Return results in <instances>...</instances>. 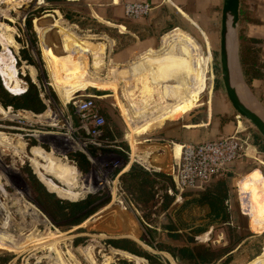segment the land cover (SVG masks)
<instances>
[{"label":"rangeland","instance_id":"374dc122","mask_svg":"<svg viewBox=\"0 0 264 264\" xmlns=\"http://www.w3.org/2000/svg\"><path fill=\"white\" fill-rule=\"evenodd\" d=\"M45 4L43 0H0V53L4 51L9 54L6 65H14L16 74L28 72L38 85L39 95L45 103V108L39 113L0 105V255L11 256L4 264H52V258L55 264L56 262L114 264L119 257H125L137 264H149L145 259L137 262L119 251H114L110 245L103 242L108 236L132 235L120 233L122 232L120 214L123 210L129 214V216L124 214V219L130 217L138 231L135 238L139 240V244L154 253L159 264H177L173 254L155 246L157 242H161L178 247L185 242L184 230L177 239H173L161 228V224L169 219L168 208L164 210L159 208L162 195L164 192L170 194L172 190L160 186L155 199L145 207L139 208L118 184V172L126 170L132 162L140 164L133 160L140 158L136 143L134 152L130 147L134 138L138 140V144L140 141L145 142L146 133L137 134L146 127L132 134L115 96V89H99L88 76H104V80L108 78L112 80L120 94L119 99L123 107H128L130 101L139 102L142 86L140 79L130 83L120 75L109 77L108 70L111 66L116 68L128 66L138 59L139 50L122 61L115 59L114 50H111L108 44H104L101 61L98 64H93L94 58L86 50L79 49V53L75 55L65 52L66 37L60 33L62 26L83 40L87 38L85 40L102 42L107 36L93 32L102 27L93 19H89V15L86 14L88 19L79 17L81 14L79 11L86 10L83 0H64L59 5L62 10L57 7L49 8L32 19L42 69L38 70L23 60L16 65L14 56L18 53L20 44L14 39L15 27L8 25L5 20L22 19L26 13ZM242 23L237 22L236 30ZM235 42L240 76L239 41L236 32ZM160 45L161 42H157L153 48L158 49ZM199 45L202 46L206 88L209 84L210 89L222 86L218 39L212 45H207V48H203L205 47L203 44ZM46 49L61 58L49 61L50 55L46 53ZM63 81L77 90L69 99ZM60 87L64 98L60 96ZM95 89L101 93H95ZM85 97L91 98L99 114L106 115L100 135H92L91 127L86 132L85 125L89 127L90 124L82 121L75 111L74 103ZM196 98L198 99V95L194 99ZM200 98H204V91ZM31 139H34L35 143L28 145L27 141ZM76 149L84 151L89 159L90 167L86 172L79 171L72 161L67 160L66 153ZM23 165H28L36 177L39 175L43 182L37 178L43 184L55 187L64 195L57 194L58 196L77 199L88 192L98 190L101 198L107 201L76 225L70 227H66L64 223L56 225L35 201L26 173L22 170ZM33 166L37 168L38 175L34 172ZM174 198L173 195V201ZM114 219L117 220L118 229L106 230L104 227L112 226ZM244 222L232 221L231 225L213 224L208 227L207 234L193 239L197 245L210 249L221 247L229 249L237 244L239 233L244 237ZM77 236L84 238L75 243L73 238ZM263 244L264 231L248 239L244 237V242L230 252L231 259L225 264H245L258 254ZM245 246L249 249V255L242 252ZM226 254L217 260H211L208 264H219ZM260 255L258 261L249 264H264V250ZM176 256L181 264H192L191 260Z\"/></svg>","mask_w":264,"mask_h":264},{"label":"crops","instance_id":"0c3cea01","mask_svg":"<svg viewBox=\"0 0 264 264\" xmlns=\"http://www.w3.org/2000/svg\"><path fill=\"white\" fill-rule=\"evenodd\" d=\"M83 1L86 10L79 11V17H89L95 23L107 26L108 33H105L103 27L93 31L102 33L101 35L107 38L95 44L85 40L87 38L79 39L62 26L60 33L66 37L65 52L78 54L79 49H75L78 44L75 43L84 41L83 43L90 44H85L87 49L94 48L92 50L95 52L92 53L95 56L90 53V49L85 50L93 55V58L100 59L97 54L103 53L101 45L108 44L111 50H114L113 57L123 61L139 50L138 59L128 66L109 67V77L120 75L130 83L140 79L142 86L139 102L130 101L128 107H123L118 90L116 91L114 86L105 87L115 89V96L132 134L146 127L137 134L146 133L145 142L140 141L138 144L136 138L132 141L131 151L134 152L136 143L140 155V158L133 160L147 169L158 168L159 171L169 174L178 160L183 143L232 133L237 134L243 141L244 155L227 163L220 173L227 185V197L224 201L229 213L226 220L228 222L213 220L214 222L205 224V229L193 237L197 239V236L207 234L213 224L231 225L232 221H245L246 239L264 231V139L246 119L236 114L222 86L210 89V84L207 88L205 84L202 46L199 44L207 48V45L217 42L222 0H136L150 4L149 12L136 18L126 16L123 12V3L130 0ZM239 21L243 22L236 30L239 41V79L241 78L245 93L239 88L238 90L245 104L264 119V0H239L237 22ZM73 38H76L74 40L77 42L73 41ZM157 42H161V45L154 49ZM71 45H74L73 51ZM240 53L243 62H240ZM96 61L94 64L101 60ZM88 76L97 88L104 89L97 86V76ZM237 86L240 87L238 82ZM203 91L204 98L201 99L200 94ZM197 95L198 99H194ZM182 193H186V196ZM196 194L197 189L176 191L174 201L167 207V211L188 196ZM190 209L188 212L187 208L181 210L177 220L194 226L204 225L203 221H211L205 216V211L197 208V205L191 206ZM172 216L170 215L171 220H175ZM112 222L116 223L117 220ZM105 229L115 231L118 229V223L115 229ZM126 236L139 243L133 235ZM244 237L239 233L237 244L226 253L233 252L244 242ZM262 250L264 244L258 254L245 264L258 261ZM242 252L249 255L248 247L245 246ZM130 256L144 261L142 257L132 254Z\"/></svg>","mask_w":264,"mask_h":264},{"label":"trees","instance_id":"16d2710c","mask_svg":"<svg viewBox=\"0 0 264 264\" xmlns=\"http://www.w3.org/2000/svg\"><path fill=\"white\" fill-rule=\"evenodd\" d=\"M43 1L46 2L45 5L37 7L33 11L26 13L22 19H16L13 21L8 19L5 20L8 25L15 27L14 39L20 44L18 53L14 56L16 65L23 60L24 63L34 65L38 70L42 69L39 50L36 45L35 31L32 28V19L39 16L49 8L57 7L59 10H62L63 8L59 5L64 0ZM100 26L105 29V33H108L107 26ZM46 53H49L50 55L48 58L49 60H55L59 57L48 51V49H46ZM64 55L65 53H63V56ZM8 56L9 54L4 51L2 54L0 53V105L3 107L10 106L13 109H26L33 113L43 111L45 103L39 95L38 85L30 78L27 72H24L23 74H16L14 65L7 66L5 62ZM240 62H243L241 53ZM1 79L5 87L15 93L8 91L3 86ZM95 93L101 92L95 89ZM102 116L103 119L104 116L106 117L105 114ZM33 143H35L34 139L27 141L28 145ZM90 151L92 152L93 150ZM66 156L67 160L72 161L79 171H88L90 162L84 151L78 149L68 151ZM33 169L38 175L37 168L33 166ZM22 170L26 173L27 182L32 190L35 201L43 212L56 223V225L63 223L66 227L76 225L107 201L101 198L100 191L98 190L88 192L83 197L77 199L60 197L58 195H64L55 187L50 185L48 186L44 183L49 189L48 190L42 183L43 181L40 179L39 175L37 177L42 182L36 177L28 165H23ZM116 171L117 170H115L114 173H116ZM117 179L119 186L129 195L130 200L135 204V206L139 208L145 207L148 203L155 199L158 195V189L160 186L165 189H171L172 193H163L159 208L161 210L167 209V207L173 202V195L174 192H176V189L170 174L159 170L146 169L142 165L132 162L126 170L117 174ZM210 180L212 181H209L203 188L197 190L196 195H190L186 199H183L179 204L173 206V208L168 212L169 221L161 224V228L165 229L167 235H170L173 239H177L182 230L188 228L184 230V234L186 235L184 244H181L178 247H172L166 245L165 243L157 242L155 244L156 248L167 250L174 256L179 255L182 258L189 259L192 261V264H208L211 260H217L229 250L227 247L210 249L207 246L197 245L193 239L195 234H198L205 229V224L214 222L213 220H219L217 222H228L226 220L229 217V213L224 201L227 197V185L225 178L219 173ZM182 195L186 196V193H182ZM194 205H197V208L203 209L205 211V216H207L211 221H203L204 225L194 226L193 224H187L186 221L177 220L178 214L181 210L187 208L188 212L191 210V206ZM124 214L129 216V214L124 210L122 214H120V219L122 221V232L120 233H131L134 237H136L138 233L137 229L133 226L130 217L124 219ZM172 214L175 220H171L170 215ZM105 228L115 229L116 223H112V226L110 225ZM83 238L84 237L81 236L74 237L73 242L76 243L83 240ZM103 242L115 249H121L122 251L124 250L132 255L142 257L149 264H159V260L154 253L144 249L131 237H105ZM10 257V255H0V264H4ZM230 259L231 254L227 253L223 261L219 264H225ZM114 264L137 263L125 257H119L116 259Z\"/></svg>","mask_w":264,"mask_h":264},{"label":"built area","instance_id":"2783aa9c","mask_svg":"<svg viewBox=\"0 0 264 264\" xmlns=\"http://www.w3.org/2000/svg\"><path fill=\"white\" fill-rule=\"evenodd\" d=\"M150 10L147 1L130 0L123 3V12L129 17H141ZM75 111L82 121H87L92 135H100L103 116L96 111L90 97L74 103ZM82 125V124H81ZM244 155L242 139L235 133L215 138L183 143L179 157L169 174L177 192L184 189H201L224 166Z\"/></svg>","mask_w":264,"mask_h":264},{"label":"water","instance_id":"95a60500","mask_svg":"<svg viewBox=\"0 0 264 264\" xmlns=\"http://www.w3.org/2000/svg\"><path fill=\"white\" fill-rule=\"evenodd\" d=\"M238 16H239V0H222L220 12H219V34H218V62H219L220 79L226 98L229 104L231 105V107L233 108V110L236 112L238 116L246 119L264 139V119L255 110H253L247 104H245V102L237 92V88L233 82L230 73V67H229L230 40L232 35L234 36L235 39ZM3 86L5 87L4 84ZM5 88L8 91L13 92L9 90L7 87ZM119 236H126V235H119ZM119 236H110V237H119ZM175 260L177 264H181L178 256H175Z\"/></svg>","mask_w":264,"mask_h":264},{"label":"bare ground","instance_id":"6f19581e","mask_svg":"<svg viewBox=\"0 0 264 264\" xmlns=\"http://www.w3.org/2000/svg\"><path fill=\"white\" fill-rule=\"evenodd\" d=\"M14 3V2H13ZM12 3V4H13ZM14 5V4H13ZM6 6V5H5ZM13 7V6H12ZM10 8V7H9ZM8 8V9H9ZM7 12V11H6ZM10 36V35H9ZM75 37V36H74ZM74 39H76V38H73V41H76V40H74ZM77 42V41H76ZM84 42V41H83ZM83 42H81L80 44L79 43H75V42H73V44L75 43L77 46L75 47V49H83L84 48V50L85 49H87V47H86V45L85 44H88V43H83ZM74 44V45H75ZM91 44H93L92 42H91ZM95 44H96V42H95ZM97 44H99V43H97ZM102 44V43H101ZM74 45H71V51H73V47L72 46H74ZM88 45H90V44H88ZM87 45V46H88ZM104 45V44H103ZM103 45H101V46H103ZM93 46V45H92ZM100 46V47H101ZM79 47V48H78ZM86 47V48H85ZM93 47H96L95 45L93 46ZM99 46H97V48H98ZM89 48V47H88ZM102 48V47H101ZM100 48V49H101ZM74 49V50H75ZM90 49V48H89ZM89 49H87V50H89ZM92 49H94V48H91L89 51H91L90 53L91 54H93L92 53ZM99 49H97V51H98ZM102 50H103V48H102ZM80 50H78L77 51V53L79 52ZM96 51V52H97ZM93 52H95V51H93ZM99 52V51H98ZM76 53V52H75ZM101 54H102V52H100ZM101 54H97V56L99 55L100 56V59L99 58H94V61H96V60H101ZM94 56H95V54H93ZM93 55H92V57H93ZM98 56V57H99ZM96 59V60H95ZM96 62H98V61H96ZM96 62H95V64H96ZM94 64V63H93ZM229 67H230V73H231V76H232V79H233V82H234V84H235V86H236V88H237V92L239 93V95H242V94H240V92H239V90H238V88L240 89V90H242L243 92H244V86H243V84H242V82L240 81V79H239V70H238V66H237V58H236V53H235V39H234V36L232 35L231 36V40H230V55H229ZM112 68V67H111ZM109 70V69H108ZM33 71V69H31V72ZM96 73V72H95ZM236 73H237V75H236ZM93 74V73H92ZM95 75V74H94ZM103 78H105L104 76L103 77H99V76H97L96 77V79H97V86L98 87H101V88H105V87H112V86H114L113 84V82H112V80H110V79H108V80H104ZM106 81L108 82V83H106ZM237 82L240 84V87H238L237 86ZM62 84H64V86H65V92H66V96H67V98L69 99V98H71L72 96H73V94L75 93V91H77L76 90V88H74V87H72V86H70V84L69 83H67L66 81H63V83ZM242 91H241V93H242ZM59 92H60V96L62 97V98H64V94H63V90H62V87H60L59 88ZM245 93V92H244ZM20 145V144H19ZM39 154V153H38ZM60 174V173H59ZM55 175H57V174H55ZM115 223V222H114ZM37 236V235H36ZM48 237V236H47ZM36 239H37V237H36ZM39 239V238H38ZM35 241V240H34ZM37 241V240H36ZM57 241H58V239H57ZM34 243V242H33ZM35 243H37V242H35ZM40 243V242H39ZM42 243V242H41ZM38 244V243H37ZM50 245V244H49ZM30 246H31V244H30ZM114 250H116V251H118L119 249H115V248H113ZM57 251V250H56ZM119 251H122V250H119ZM122 252H125V251H122ZM60 253V252H59ZM127 253V252H126ZM124 255H126L127 257H131V258H133L135 261H142L141 260V258L139 259V258H136V257H133V256H130V253H128L129 255H127V254H125V253H123ZM60 258V257H59ZM55 259H57V258H55ZM58 261V260H57ZM60 261V260H59ZM51 263L52 264H55V262H54V259L52 258V261H51ZM60 262H58V264H59ZM56 264H57V262H56ZM105 264H107V263H105ZM143 264H145V263H143Z\"/></svg>","mask_w":264,"mask_h":264}]
</instances>
